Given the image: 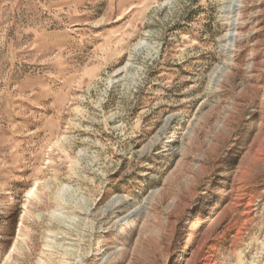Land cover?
<instances>
[{"label": "rangeland", "instance_id": "374dc122", "mask_svg": "<svg viewBox=\"0 0 264 264\" xmlns=\"http://www.w3.org/2000/svg\"><path fill=\"white\" fill-rule=\"evenodd\" d=\"M0 264H264V0H0Z\"/></svg>", "mask_w": 264, "mask_h": 264}, {"label": "bare ground", "instance_id": "6f19581e", "mask_svg": "<svg viewBox=\"0 0 264 264\" xmlns=\"http://www.w3.org/2000/svg\"><path fill=\"white\" fill-rule=\"evenodd\" d=\"M235 34V33H234ZM133 212H130V213H128L127 215H124L121 219H127V218H129L130 216H131V214H132Z\"/></svg>", "mask_w": 264, "mask_h": 264}]
</instances>
